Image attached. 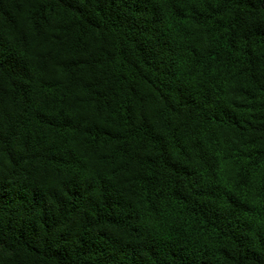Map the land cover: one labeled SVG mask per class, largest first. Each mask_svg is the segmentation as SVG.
Segmentation results:
<instances>
[{
    "label": "trees",
    "instance_id": "16d2710c",
    "mask_svg": "<svg viewBox=\"0 0 264 264\" xmlns=\"http://www.w3.org/2000/svg\"><path fill=\"white\" fill-rule=\"evenodd\" d=\"M0 264H264V0H0Z\"/></svg>",
    "mask_w": 264,
    "mask_h": 264
}]
</instances>
